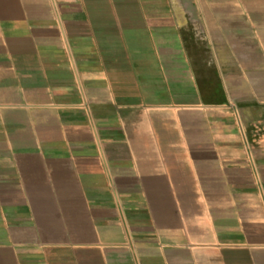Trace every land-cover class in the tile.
<instances>
[{
  "label": "crops",
  "instance_id": "0c3cea01",
  "mask_svg": "<svg viewBox=\"0 0 264 264\" xmlns=\"http://www.w3.org/2000/svg\"><path fill=\"white\" fill-rule=\"evenodd\" d=\"M0 264H264V0H0Z\"/></svg>",
  "mask_w": 264,
  "mask_h": 264
}]
</instances>
